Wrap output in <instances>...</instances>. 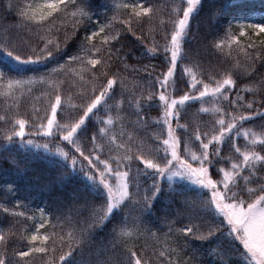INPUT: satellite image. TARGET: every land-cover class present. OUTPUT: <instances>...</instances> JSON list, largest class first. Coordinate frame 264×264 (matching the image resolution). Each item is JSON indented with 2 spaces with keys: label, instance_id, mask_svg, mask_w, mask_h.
<instances>
[{
  "label": "snow or ice",
  "instance_id": "snow-or-ice-1",
  "mask_svg": "<svg viewBox=\"0 0 264 264\" xmlns=\"http://www.w3.org/2000/svg\"><path fill=\"white\" fill-rule=\"evenodd\" d=\"M202 6L203 0H173L165 18L151 0H113L112 16L100 22L93 21L92 0H8L4 10L15 13L17 27L35 29L40 44L0 37V96L32 93L39 85L35 99L44 97L45 106L21 114L17 102L14 114H0L6 125L0 136L43 147L52 154L48 183L81 184L85 193L69 206L74 215L39 209L35 229L21 236L26 250L14 252L15 264H28L30 254H41L43 264H264V130L245 126L256 118L264 122V73L256 78L257 66L264 68V17L229 19L211 46L230 64L206 73L199 64L182 63ZM229 6L225 0L218 12ZM122 31L143 44L145 54H163V70L154 78L130 80L124 57H118L124 72L113 71ZM131 67L152 77L149 65ZM178 67L186 90L173 95ZM152 102L160 113L150 122L143 109ZM188 102H199L198 112L212 119L191 128L181 123ZM126 107L135 110L133 129L126 126ZM37 136L45 142L37 143ZM141 176L150 185L142 188ZM4 187L15 192L13 184ZM157 204L166 232L151 220ZM21 208L20 200L11 208L0 203V215L36 219ZM128 208L135 214L125 211L109 244L85 258L93 234ZM14 227L0 228V264H10Z\"/></svg>",
  "mask_w": 264,
  "mask_h": 264
},
{
  "label": "trees",
  "instance_id": "trees-1",
  "mask_svg": "<svg viewBox=\"0 0 264 264\" xmlns=\"http://www.w3.org/2000/svg\"><path fill=\"white\" fill-rule=\"evenodd\" d=\"M16 0H13L15 3ZM151 2L160 8L161 15L167 17L169 11V5L173 0H151ZM8 0H0V37L5 35L9 39L21 43L27 40L29 43L36 45L40 44L39 37L36 34V30L29 32L24 27H17L18 18L15 13H9L4 10ZM225 4V0H203V6L199 15H197L191 21V27L188 36L185 41V60L182 63L199 64L205 72H217L224 68H227L230 64L229 58L221 52L211 46L212 41L217 37H222L224 31L227 28V21L233 16H251L256 21H260L261 17H264V0H231V6L226 7L222 13H219L221 5ZM93 5V21L97 19L100 22H104L106 18H110L113 14V0H92ZM214 14H219L220 19L217 21L214 19ZM92 30V25H88ZM117 28L120 26L117 25ZM145 26V31H146ZM139 32V29H137ZM159 39V37H158ZM42 46V45H40ZM120 49L119 53L113 56V71L124 72L123 63L118 57H124L130 67L125 73L129 76L130 80H137L141 83L148 79H152L163 70L164 59L163 54L156 56H149L145 54L143 44L132 37L129 33L121 32V39L118 43H114V49ZM72 51V49H69ZM227 50L225 49V52ZM143 65H149V71L152 72V77L144 71L133 72L131 66L136 68H142ZM51 65H49L50 67ZM258 67L256 78H259L260 73H264V68ZM43 70V69H41ZM181 69L178 67L175 84V92L173 95H181L186 90L185 81L187 77L181 79ZM244 80H240V83H244ZM68 85L65 84L64 88L68 89ZM43 90L42 86H36L35 91L28 93L25 91L23 95L19 92L14 97L0 96V114L12 115L16 111L15 105L18 102L19 112L21 114H31L33 107L40 108L41 110L45 106V98L40 97L39 100L35 98L40 96V92ZM75 91L74 89H69ZM171 91V89H170ZM127 95V94H126ZM246 96L248 94H245ZM119 99V96H117ZM211 101L205 106H210ZM199 102H188V104L181 109L180 122L189 124L190 128L194 123L211 120L212 117L209 114L199 113ZM145 119L153 121L159 116L160 109L157 102H152V106H147L143 109ZM103 115V113H101ZM125 115L127 120V128L133 129L132 121L135 120V110L130 107H126ZM95 123L94 121L92 122ZM246 127L252 128L254 131L260 132L264 130V122L259 118L248 122ZM6 127L4 122H0V128ZM139 135L144 133L139 129H136ZM91 134V125L89 130L84 133V136ZM37 143L43 144L44 138L34 137ZM242 140V138H241ZM229 148L223 146L222 155H227ZM52 159V154L46 152L43 147L37 148L35 145H26L21 147L19 143H11L3 140L0 136V203L5 204L8 207H12L16 200H20L26 205V208L19 209L20 211H27L30 216H35V220H26L23 217L12 218L8 217L4 219L3 215H0V228H7L10 224H14L13 231L15 236L9 239L7 245L6 256L9 259L10 264H15L16 257L15 251L26 250V240L21 239V236L26 230H34L36 223L39 222V209H43L46 214H54L57 209H61L68 215H74L69 211V206L77 197H83L85 195L82 190L81 184H66L64 187H60L56 184H49V165L47 161ZM15 161L13 164L11 161ZM142 188L146 185H150L151 181L144 176L140 177ZM6 184L15 185V192L10 193L4 187ZM175 187V185H174ZM186 195H194V193H185ZM178 195V194H177ZM161 204H157L153 209L151 220L156 227H159L161 232L167 231V226L161 223L160 217L164 215L160 211ZM125 211L135 214L136 209L128 208L124 211L118 212L116 218L109 223L102 231H96L90 242L88 249L85 251V258H88L89 252H95L97 248H103L109 244L111 239V228L115 223L121 220L125 214ZM53 222H55V216L53 215ZM44 230L41 229V232ZM142 242V241H141ZM193 245L199 243L192 242ZM207 245L204 246V258L212 259L207 255ZM189 252L191 249L188 250ZM92 258H95L94 256ZM28 264H43V257L41 254H30ZM246 264V262H245Z\"/></svg>",
  "mask_w": 264,
  "mask_h": 264
}]
</instances>
